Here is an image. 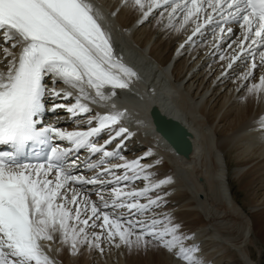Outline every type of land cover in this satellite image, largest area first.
Returning a JSON list of instances; mask_svg holds the SVG:
<instances>
[{"label": "snow or ice", "instance_id": "obj_1", "mask_svg": "<svg viewBox=\"0 0 264 264\" xmlns=\"http://www.w3.org/2000/svg\"><path fill=\"white\" fill-rule=\"evenodd\" d=\"M132 2L142 12L140 23L154 10L163 9L160 15L167 13L169 27L177 17L181 18L177 31L193 24L186 43L193 42V37L207 25L215 23L222 37L225 28L221 22H237L243 37L237 45L240 51L227 58L221 55L220 59H228L227 67L231 69L247 51L251 63L241 77L246 81L264 68V0ZM227 32L231 33L232 28L228 27ZM0 40V63L7 61V71H0V145L11 149L0 151V264H56L41 243L53 241L54 233L60 234V242L69 247L72 255H78L82 245L103 254L102 244L107 241L115 247H163L186 264H204L196 255L199 248L185 246L184 241L190 237L179 234V226L173 225L170 217L146 216L163 203L162 196L152 198L149 193L173 181L152 179L147 170L153 165L141 163L152 156L151 150L131 161L120 153L123 141L133 135L122 124L127 110L88 116L84 123L89 127L82 131L38 127L37 117L46 110V96L53 101V111L65 107L73 117L87 115L92 109L82 101L100 105L111 100L117 89H130L133 79H138L137 73L115 56L110 37L88 0H0ZM17 46L18 56L12 51ZM46 78L52 80L51 87L45 83ZM58 82L77 90L75 103H55L72 97L71 92L56 88ZM247 91L250 95L264 93V74ZM94 122L96 126H92ZM261 126L264 128V118ZM105 130L109 139L99 145L93 138ZM54 138L67 141L71 147L52 145ZM117 138L121 139L117 149L108 151L107 146ZM30 144L48 147L44 162L21 161ZM81 149L89 153L83 166L99 169L91 178L74 174L81 162L71 157ZM97 154L99 159L93 161L91 157ZM111 159L124 162L111 164ZM117 169H124V174L117 175ZM138 179L148 183L142 189L130 187ZM77 184H99V203L77 189ZM107 185H113L108 199ZM142 197L147 198V203L139 202ZM118 209L127 212L118 213ZM89 228H99L100 232L89 234Z\"/></svg>", "mask_w": 264, "mask_h": 264}, {"label": "bare ground", "instance_id": "obj_2", "mask_svg": "<svg viewBox=\"0 0 264 264\" xmlns=\"http://www.w3.org/2000/svg\"><path fill=\"white\" fill-rule=\"evenodd\" d=\"M90 4L115 56L137 73L133 80L149 104L146 110L124 104L116 91L114 98L130 110L135 122L134 129L130 122L127 127L133 130L126 141L132 151L127 158L135 160L151 150L152 156L141 163L153 165L147 170L152 179L173 181L150 192L152 198L162 196L163 203L149 217H170L178 233L190 237L185 246L199 248L196 255L204 264H260L262 251L255 242L264 234V93L250 95L247 88L257 83L264 68L246 81L241 77L251 61L229 69L228 59L220 56L230 57L231 48L208 50L213 38L180 47L192 24L177 31V17L169 27L167 13L160 15L163 9L140 23L141 11L132 0ZM100 106L109 108L106 103ZM166 124L174 127L176 144L162 139L159 128ZM41 243L56 264H186L153 245L115 247L105 241L103 254L82 245L79 254L72 255L59 233Z\"/></svg>", "mask_w": 264, "mask_h": 264}, {"label": "rangeland", "instance_id": "obj_3", "mask_svg": "<svg viewBox=\"0 0 264 264\" xmlns=\"http://www.w3.org/2000/svg\"><path fill=\"white\" fill-rule=\"evenodd\" d=\"M99 228H96V229H91L93 231H98ZM100 231V229H99ZM256 246H260L261 247V256H260V259L258 260L260 264H264V234H263V237L261 236L258 241L256 240L255 242ZM250 250V255L253 259H256L257 258V253L256 251L254 250V248H249Z\"/></svg>", "mask_w": 264, "mask_h": 264}]
</instances>
